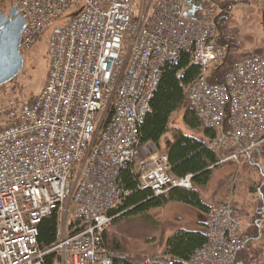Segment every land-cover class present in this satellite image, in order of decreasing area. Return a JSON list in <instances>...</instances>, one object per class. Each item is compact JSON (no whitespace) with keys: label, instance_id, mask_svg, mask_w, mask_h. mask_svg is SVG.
I'll return each instance as SVG.
<instances>
[{"label":"built area","instance_id":"obj_1","mask_svg":"<svg viewBox=\"0 0 264 264\" xmlns=\"http://www.w3.org/2000/svg\"><path fill=\"white\" fill-rule=\"evenodd\" d=\"M25 21L20 51L44 38L48 71L31 100L0 106V264H113L102 233L123 197L120 169L154 195L191 188L169 173L166 154L139 145L138 126L164 69L182 53L200 75L186 100L217 135V164L264 143V57L235 62L210 83L225 56L215 15L184 17L183 0H13ZM63 20L61 25H55ZM213 76V75H212ZM54 215L55 241L41 249L38 224ZM206 240L186 264H237L246 239L229 203L209 208ZM170 257L132 264H169Z\"/></svg>","mask_w":264,"mask_h":264},{"label":"rangeland","instance_id":"obj_2","mask_svg":"<svg viewBox=\"0 0 264 264\" xmlns=\"http://www.w3.org/2000/svg\"><path fill=\"white\" fill-rule=\"evenodd\" d=\"M252 1L254 3L250 1L249 5L235 6L232 12L228 10L218 13L217 8H210L215 15L216 28L221 34L218 41L225 44L228 40L229 44L225 45L229 46L230 57L234 59L264 56V0ZM12 4L13 0H0V9L7 14ZM221 14L226 15L222 21L218 18ZM62 23L63 20H59L55 25ZM21 53V71L13 80L0 86V106L14 100H30L45 84L48 61L44 38ZM170 125L186 134L201 136V130H191L184 123L183 110L171 115ZM199 196L210 206L219 203L233 205V218L246 237L244 249L240 251L236 263L263 264L264 145L250 156H239L236 160L218 163L207 185L200 188ZM198 222L205 223L206 216L184 204L168 202L139 214L118 217L106 227L105 241L111 254H122L131 259L163 255L170 233L179 228L190 229ZM115 245L117 250H111Z\"/></svg>","mask_w":264,"mask_h":264},{"label":"trees","instance_id":"obj_3","mask_svg":"<svg viewBox=\"0 0 264 264\" xmlns=\"http://www.w3.org/2000/svg\"><path fill=\"white\" fill-rule=\"evenodd\" d=\"M223 1L222 4L226 7V11L235 4L247 5L250 1L254 3L252 0ZM225 17L226 15L223 14L218 16L221 21ZM218 31V38H220V30L218 29ZM222 37L226 40L224 35ZM218 43L224 46L225 56L221 62L213 66V76L208 77L210 83H214L216 80L221 82L232 65L241 60L230 57V48L225 45L229 44L228 40L225 41V44H221L219 41ZM199 75V64L192 62L187 53H182L175 65L162 71L150 100V111L138 126V138L141 147L152 145L158 151L161 137L165 133L171 135V142L165 153L169 173L176 177L189 175L192 183L191 188L172 187L164 194L154 195L149 190H140L137 187L130 167L122 168L119 172V180L124 193L121 201L108 212L114 217L112 221L123 215L139 214L149 208L163 206L168 202L184 204L195 209L200 215H207L210 206L200 198L198 189L207 185L212 170L217 165L216 153L208 147V142L217 135V130L214 127L203 125L186 100L187 87L197 80ZM178 110H183V121L189 129L201 130V137L186 134L179 128L170 126L171 115ZM263 145L264 143L242 157L250 156L252 152L257 151ZM231 210L233 214V205ZM201 224L202 227L199 230L180 228L167 237L163 255L170 257L169 264H186L194 250L205 242V223L201 222ZM56 226L57 221L54 215L43 218L38 224L37 242L41 249L47 248L55 241ZM239 233L246 239L242 231ZM105 237L104 230L102 240L106 248L110 250ZM114 249L117 250L116 245L111 248V250ZM240 251L236 255V261ZM110 257L113 264H132L133 261V259L117 253H110ZM44 262L45 264H59V256L50 252L45 255Z\"/></svg>","mask_w":264,"mask_h":264},{"label":"water","instance_id":"obj_4","mask_svg":"<svg viewBox=\"0 0 264 264\" xmlns=\"http://www.w3.org/2000/svg\"><path fill=\"white\" fill-rule=\"evenodd\" d=\"M186 5L184 17L196 20L202 9L203 0H183ZM204 16L203 19H206ZM25 21L11 6L7 14L0 9V86L13 80L23 67L19 49Z\"/></svg>","mask_w":264,"mask_h":264},{"label":"crops","instance_id":"obj_5","mask_svg":"<svg viewBox=\"0 0 264 264\" xmlns=\"http://www.w3.org/2000/svg\"><path fill=\"white\" fill-rule=\"evenodd\" d=\"M250 3H248L247 5H249ZM245 6L246 4H235V5H233V6H230L229 7V10L232 12V10L235 8V6ZM171 126V125H170ZM189 135H193V134H189ZM197 137H199V136H197ZM201 137V136H200ZM170 142H171V135L169 134V133H165L162 137H161V139H160V141H159V148H158V151L157 152H161V153H166V151H167V149H168V147H169V144H170ZM151 147H152V150L153 151H155V148L152 146V145H150ZM200 190V188L198 189V191ZM207 205H209V204H207ZM210 206V205H209ZM211 207V206H210ZM202 224H201V222H198L197 223V225L196 226H194V227H190V229H188V230H199V229H201V226ZM180 229V228H179ZM187 229V228H186ZM171 234V233H170ZM169 234V235H170Z\"/></svg>","mask_w":264,"mask_h":264},{"label":"flooded vegetation","instance_id":"obj_6","mask_svg":"<svg viewBox=\"0 0 264 264\" xmlns=\"http://www.w3.org/2000/svg\"><path fill=\"white\" fill-rule=\"evenodd\" d=\"M222 1L223 0H203V6L200 12L198 13V17L201 18L209 14V12L211 11L210 8L212 7L217 8L219 11L218 13H224L226 11V8L222 4Z\"/></svg>","mask_w":264,"mask_h":264}]
</instances>
